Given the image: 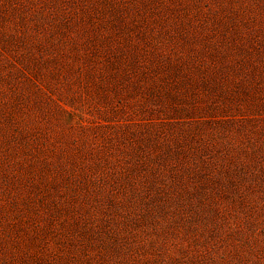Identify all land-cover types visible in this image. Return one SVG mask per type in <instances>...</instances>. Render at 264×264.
<instances>
[{"label": "rangeland", "instance_id": "rangeland-1", "mask_svg": "<svg viewBox=\"0 0 264 264\" xmlns=\"http://www.w3.org/2000/svg\"><path fill=\"white\" fill-rule=\"evenodd\" d=\"M0 264H264V0H0Z\"/></svg>", "mask_w": 264, "mask_h": 264}]
</instances>
